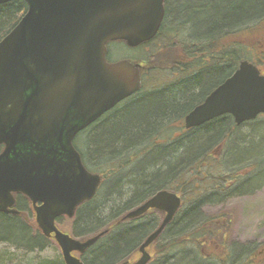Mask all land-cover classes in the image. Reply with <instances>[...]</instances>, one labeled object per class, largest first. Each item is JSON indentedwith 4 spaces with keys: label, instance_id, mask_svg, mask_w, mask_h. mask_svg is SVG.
<instances>
[{
    "label": "trees",
    "instance_id": "trees-1",
    "mask_svg": "<svg viewBox=\"0 0 264 264\" xmlns=\"http://www.w3.org/2000/svg\"><path fill=\"white\" fill-rule=\"evenodd\" d=\"M165 7V20L157 37L136 49L142 51L157 45L159 51L148 60H144L146 52H142L144 58L129 59L148 67L144 84L146 76L153 71L163 72L167 81L152 85L155 88L147 91L143 85L142 93L126 103L129 106L117 108L80 134L78 137L85 138L83 148L75 141L84 165L90 172L102 175L103 183L96 197L79 207L74 220L62 230L77 238L108 232L90 249V258L88 255L82 258L85 264H122L132 260L141 244L159 228L164 215L154 211L125 223L121 218L161 191L178 193L183 205L155 242L150 264H172L175 252L188 247L197 256H189V251L176 264H205V261L206 264H229L227 250L223 249L225 255L218 258L207 253L218 246L217 236L222 235L226 243L231 219L224 215L207 218L202 208L209 197L222 202L243 186L264 183V115L242 125L225 115L189 130L183 122L184 115L229 79L241 62L257 65L264 61V56L257 51L264 49V0H166ZM27 10L24 1L0 6V42ZM177 67H183L184 71L175 74ZM175 83L183 84L167 86L168 91L162 89L166 87L163 84ZM145 100L149 104L142 113ZM245 125L252 126L249 134L240 131ZM99 126H102L100 131ZM235 139L241 140L237 142L244 147L235 145ZM232 143L234 149H230L229 156L249 153L242 165L225 160L231 167L229 172L204 174L211 151L215 147L227 150ZM133 167L139 169L131 176L125 174ZM110 181L116 185L104 193ZM187 187L191 189L186 191ZM205 194L208 198L201 201L200 197ZM187 195H194L195 200L189 201ZM112 196L115 201H109ZM24 225L20 219H0V242L13 244L30 255L43 253L55 244L36 224L33 234ZM33 262L65 264L61 253Z\"/></svg>",
    "mask_w": 264,
    "mask_h": 264
},
{
    "label": "water",
    "instance_id": "water-1",
    "mask_svg": "<svg viewBox=\"0 0 264 264\" xmlns=\"http://www.w3.org/2000/svg\"><path fill=\"white\" fill-rule=\"evenodd\" d=\"M24 1L28 10L0 42V212L20 215L15 194L34 205L42 234L56 241L65 264H84L80 256L107 231L86 241L63 233L60 217L73 219L92 201L102 176L91 173L74 146L76 137L120 103L142 90V63H109L108 47L135 49L159 34L166 0H0V6ZM224 115L237 125L264 115V75L243 61L185 120L186 129ZM183 205L161 191L123 219L150 211L165 214L160 227L139 249V258L123 264H149L151 246Z\"/></svg>",
    "mask_w": 264,
    "mask_h": 264
},
{
    "label": "rangeland",
    "instance_id": "rangeland-1",
    "mask_svg": "<svg viewBox=\"0 0 264 264\" xmlns=\"http://www.w3.org/2000/svg\"><path fill=\"white\" fill-rule=\"evenodd\" d=\"M158 44L160 45V43ZM159 49L160 48L156 45V46L147 47L145 48V50L143 49L142 51H138L136 49L134 51H131L125 48L124 46H122V44H118V45L112 44L109 46L108 50H109L110 59L113 60L112 62H118L129 58H134V59L144 58L145 52L147 53V57L144 60H148L151 56L155 55L156 52L159 51ZM261 49L262 48L257 49L258 54L260 56H264V49H262V52H260L259 50ZM257 66L264 74V61L262 60V63L257 64ZM145 80L146 81L144 86L146 88V91L154 89L155 87H153L152 85L167 81L163 78V72L161 71L151 72L150 74H148V76H146ZM148 104L149 101L147 100H145L142 103L141 106L142 113L145 112L144 107L148 106ZM101 127L102 126H99L97 130L100 131ZM251 130H252L251 125H245L242 128H240V131L245 132V134H249ZM76 140H78L77 143L78 146L80 148H83L85 144V138L78 137V139ZM237 140L238 139H235L233 141L235 145L240 144L239 145L240 148L244 147L241 143H238ZM239 142H241V140ZM230 149L231 150L234 149L233 143L230 144V146H228L227 150H225V148L223 147H219V148L215 147L211 151L212 157L207 159V168L204 169L203 173L209 174V171L210 174H218V173L223 174L225 172H229L231 170V167L226 162L233 165L234 164L242 165V163L249 156V153L247 155L244 153H239L229 156L231 152ZM96 161L98 160L96 159ZM101 164L105 165V163H99L98 165ZM137 169L139 168L138 167H135L134 169L131 168L129 171H126L125 174L127 175L129 174L131 176V174L136 172L134 170ZM193 173H195V171ZM115 185H113V182L110 181L104 193H106V191L111 190ZM189 188L190 187H187L186 191ZM122 189L123 190L125 189L124 191H127L126 186L125 187L122 186ZM186 198L189 199V201L195 200L194 195H187ZM205 198H208L207 194L200 197V200L204 201ZM209 198L210 199H208V201L205 202L207 204L202 208L203 216L210 218L218 215H224L227 216L228 218L230 217L231 223L229 226L226 243L225 241H222L223 238L222 235L217 236L218 239L216 238L217 241H215V244L218 246L216 248L210 249L207 254H211L212 256H215L217 258L218 256L223 257L222 255H225V251H223V249H225L227 250V252H229L228 253L229 264H256L257 262L258 264H264V256L261 258L256 257L260 252L264 251V183L262 184L255 182L253 186L252 185L246 187L243 186L242 190H239L238 193L226 198L222 202H218L217 198H211V197ZM111 199H113V196L109 199V201ZM113 200L115 201V199ZM209 202H213V203H209ZM110 204L111 202H109V205ZM68 224H69L68 219L64 221H60L59 227L63 226L60 229L64 230ZM74 237L77 238L76 235H74ZM84 238L87 239L89 237H81L77 239H84ZM189 251H191L189 256L192 257L197 256V253L194 251V249L192 247H188V250L186 249L184 251L182 250L181 252L179 251L175 252V254L173 255L174 257L172 256L173 259L171 263L176 264L177 261L179 262L180 259L185 258L184 255L188 254ZM149 252L154 253L152 247L149 249ZM60 253H61L60 249L56 244H53L43 253L30 255L25 251H23L22 249L21 251H19L18 248L11 247L9 245H5V243L0 242V260L3 261L4 264H35L33 261L36 259L48 258V257L51 258L57 256V254ZM90 253L87 256L89 258H90ZM2 258H7L6 259L7 262H5L6 260H2ZM138 258H139V253H137L134 256L133 261H136Z\"/></svg>",
    "mask_w": 264,
    "mask_h": 264
},
{
    "label": "flooded vegetation",
    "instance_id": "flooded-vegetation-1",
    "mask_svg": "<svg viewBox=\"0 0 264 264\" xmlns=\"http://www.w3.org/2000/svg\"><path fill=\"white\" fill-rule=\"evenodd\" d=\"M107 61L109 62V63H111V61L109 60V59H107ZM177 71L175 72V74H178L180 71H184V68L183 67H177V69H176ZM194 70L192 69V70H190L189 71V73H192ZM183 83H175V84H170V85H166V84H163L162 86H166V87H163L162 89H164V91H168V87L167 86H170V87H178V86H180V85H182ZM216 89V88H215ZM214 89V90H215ZM176 90V89H175ZM143 91V90H142ZM142 93V92H141ZM211 94V93H210ZM137 96L135 95V96H133V97H131V98H129V99H127V100H125V101H123L121 104H119L115 109H113L112 111H110L109 113H107V114H105L103 117H101L96 123H94L93 125H95V124H97L99 121H102L104 118H106L110 113H112L114 110H116L117 108H119V107H123V106H129V104H126V103H128L129 101H131V100H133L134 98H136ZM207 98V97H206ZM205 101V100H204ZM126 104V105H125ZM190 114V112H188V113H186L185 115H184V118H183V122H184V126H185V120H186V117L188 116ZM92 125V126H93ZM91 126V127H92ZM87 130H85V131H83L82 133H84V132H86ZM82 133H80V134H82ZM93 134L95 133V132H92ZM3 150H4V146H0V155L2 154V152H3ZM14 197H15V206L14 207H11L10 208V210H18L19 212H20V215H12V214H7V213H2V212H0V219H2V218H5V219H8V221H18V219H20L25 225V228H26V230H27V232H29V234H33V232H34V224H36V215H35V210H34V205H33V203L28 199V198H26V197H24L23 195H21V194H15L14 195ZM154 197V196H153ZM22 201H24L25 202V206H23V203H22ZM147 202V201H146ZM145 202V203H146ZM143 205V204H142ZM141 206V205H140ZM140 206H138V207H140ZM138 207H136V208H133L132 210H130L129 212H127V214L128 213H130L131 211H133V210H135V209H137ZM152 212V211H151ZM126 214V215H127ZM126 215H124L122 218H124ZM164 216H165V214H164ZM76 217V216H75ZM121 218V219H122ZM68 219V222L71 220V221H73L74 220V218L73 219H69V218H67V217H60V218H58L57 219V221H56V224L58 225V227H59V224H60V221H64V220H67ZM24 220V221H23ZM60 228V227H59ZM40 231V230H39ZM32 236V235H31ZM74 236V235H73ZM88 239V238H87ZM50 240H53V237H51L50 238ZM3 243V242H2ZM5 245H9V246H11V247H14V245L13 244H10V243H5ZM89 252H90V249L89 250H87L83 255H76V254H74V256L75 257H79L80 259H81V261L84 263V261L82 260V258L84 257V256H87L88 254H89ZM10 256H11V253H10ZM264 256V251L263 252H260L256 257L257 258H261V257H263ZM5 260L7 259V258H4ZM1 261V260H0ZM5 262H7V260L5 261ZM85 264V263H84ZM256 264H258V262L256 263Z\"/></svg>",
    "mask_w": 264,
    "mask_h": 264
},
{
    "label": "bare ground",
    "instance_id": "bare-ground-1",
    "mask_svg": "<svg viewBox=\"0 0 264 264\" xmlns=\"http://www.w3.org/2000/svg\"><path fill=\"white\" fill-rule=\"evenodd\" d=\"M231 116V115H230ZM233 117V116H232ZM234 119V118H233ZM235 121V120H234Z\"/></svg>",
    "mask_w": 264,
    "mask_h": 264
}]
</instances>
